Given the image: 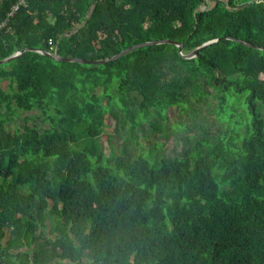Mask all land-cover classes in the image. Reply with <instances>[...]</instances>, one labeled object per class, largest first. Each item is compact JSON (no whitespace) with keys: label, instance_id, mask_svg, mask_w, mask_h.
Segmentation results:
<instances>
[{"label":"trees","instance_id":"obj_1","mask_svg":"<svg viewBox=\"0 0 264 264\" xmlns=\"http://www.w3.org/2000/svg\"><path fill=\"white\" fill-rule=\"evenodd\" d=\"M18 1L0 264H264V0Z\"/></svg>","mask_w":264,"mask_h":264},{"label":"water","instance_id":"obj_2","mask_svg":"<svg viewBox=\"0 0 264 264\" xmlns=\"http://www.w3.org/2000/svg\"><path fill=\"white\" fill-rule=\"evenodd\" d=\"M231 39V38H230ZM232 40H235L239 43H243L245 44L244 42L240 41V40H236V39H232ZM218 40H215V41H212V42H209V43H206L204 46L196 49L195 51H193L191 54L185 56L186 58H193L196 56V54L198 53V50H200L201 48H205L207 45L209 44H212L214 42H217ZM160 44H175L179 47L180 51H182V45L177 43V42H173V41H170V40H161V41H153V42H145V43H140V44H137V45H134L130 48H127L125 50H123L122 52H120L119 54L115 55L114 57H112L110 60H116L118 58H120L121 56L127 54L128 52H131L132 50L134 49H137V48H140V47H143V46H147V45H160ZM25 50L21 51L20 53H16L12 56H10L9 58H7L6 60H0V65L1 64H6L8 63L9 61L17 58L18 56H20L22 53H24ZM45 55H48L50 56L52 59L56 60V61H67V62H78V63H84V64H99V63H102V62H99V63H96V62H92V61H89V60H84V59H79V58H69V57H61L59 56L58 54H50V53H44Z\"/></svg>","mask_w":264,"mask_h":264},{"label":"rangeland","instance_id":"obj_3","mask_svg":"<svg viewBox=\"0 0 264 264\" xmlns=\"http://www.w3.org/2000/svg\"><path fill=\"white\" fill-rule=\"evenodd\" d=\"M0 86L8 91L9 90V81L5 80V81L1 82ZM35 114H36V112L22 114L21 117L17 118L13 123L9 124L8 128L9 129H14L16 127L19 128V127L23 126L25 124L24 121H23V118L26 117V116L35 115ZM33 123H38V121L37 122L30 121L28 125H33ZM113 126H114L113 122L110 121V126L107 127L106 130H105V136H102V143H103V146L105 147L104 150H105L106 153H108L107 137L106 136H107V134L112 133ZM173 141L174 140H170L169 143H168L170 145V147H171L170 149H174L175 147H173V146H177L175 143H173ZM181 145L182 144H180V146H177V148H181ZM43 232L46 235H50L48 228L43 229Z\"/></svg>","mask_w":264,"mask_h":264},{"label":"built area","instance_id":"obj_4","mask_svg":"<svg viewBox=\"0 0 264 264\" xmlns=\"http://www.w3.org/2000/svg\"><path fill=\"white\" fill-rule=\"evenodd\" d=\"M24 2H25V0H20V1H18V3L13 7V12H14L15 10H17L18 7H19V5H20V4H23Z\"/></svg>","mask_w":264,"mask_h":264}]
</instances>
